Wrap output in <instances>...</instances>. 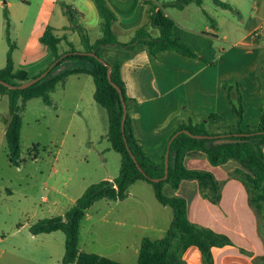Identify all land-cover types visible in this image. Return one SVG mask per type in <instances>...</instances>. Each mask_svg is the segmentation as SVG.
Here are the masks:
<instances>
[{"label": "crops", "instance_id": "crops-1", "mask_svg": "<svg viewBox=\"0 0 264 264\" xmlns=\"http://www.w3.org/2000/svg\"><path fill=\"white\" fill-rule=\"evenodd\" d=\"M22 1L29 3L30 0ZM34 1L37 2L34 14H26L18 21L14 38L10 37L9 18V38L15 45L11 54L14 71L35 74L53 62V54L40 42L48 26L62 39L58 45L60 54L68 51L70 45L78 52L84 49L72 20L85 31L90 44L103 37L102 19L92 0ZM105 1L115 16L111 30L119 42L131 41L142 27H147L150 36L158 37L159 30L150 26L149 16L161 11L174 22V37L184 42L197 56L188 58L172 51L151 56L143 44L132 51L117 47L99 50L102 60L110 65H119L128 97L126 105L132 133L154 163L162 161L170 137L188 122L193 125L203 123L213 136L234 135L238 128L234 107H238L239 101L243 118L239 128L243 131L257 128L264 110V0H217L227 4L229 9L216 5L215 0H201L200 4L195 0L186 4H181L182 0ZM29 8L33 7L29 5ZM7 50L6 36L2 38L0 35V69L6 64ZM83 65L84 62L70 63L64 65L63 70ZM249 80L254 82L256 89L254 104ZM191 90L197 99L190 96ZM94 91L95 85L90 75H69L50 93L51 106H46L40 98H33L24 103V110L28 102L40 99L46 111L54 114L56 123L68 119L65 133L73 124L86 131L98 125L104 129L101 133H106L105 140L108 142V119L106 117V124L105 119H101L102 113L94 100ZM251 106L254 107L253 111L250 110ZM225 116L228 117L227 123L223 122ZM8 120L9 99L6 94H0V147L6 143ZM89 141L91 148L95 147V143ZM63 147L64 140L60 143L56 158L62 155ZM104 164L106 161L102 166ZM183 165L188 170L211 173L220 184L219 201L210 202L206 196L209 189L196 180H182L176 190L165 185L163 193L166 190V196L175 195L185 199L187 218L192 224L223 235L230 241V245L212 247L210 261L204 259L197 247L189 246L181 251L184 263L264 264V236L259 233V218L249 204L244 185L232 176L235 170H244L243 167L232 160L212 166L204 154L186 155ZM119 168L120 164L118 173ZM63 169L67 171L68 167ZM59 173L63 175L58 167H53L49 177ZM114 178L106 174L100 181H112ZM67 182H71L70 185ZM145 183L135 181L129 186L126 199L108 200L105 203L101 219L103 251L94 254L123 264H137L141 241L144 238L155 241L165 236L173 212L168 211L167 206H144V195L133 191V188L145 190V185H140ZM89 185L68 177L64 183L67 191L56 186L50 189L44 187L49 193L41 197L43 206L40 216H30L6 234L0 230V264H62L64 234L55 231L31 235L29 227L40 219L63 215Z\"/></svg>", "mask_w": 264, "mask_h": 264}, {"label": "trees", "instance_id": "trees-1", "mask_svg": "<svg viewBox=\"0 0 264 264\" xmlns=\"http://www.w3.org/2000/svg\"><path fill=\"white\" fill-rule=\"evenodd\" d=\"M102 19L103 37L95 44H90L85 31L76 24L74 30L78 33L83 51H76L71 45L64 53H59L58 45L61 38L53 33V28L46 27L40 37V42L49 48L54 56L52 63L40 69L35 74L24 71H14L12 50L15 45L9 38V17L7 8L4 9L6 22V41L8 50L6 64L0 69V81L11 86H18L28 82L48 69V74L40 81L23 90H10L0 84V94H6L9 99L10 120L6 121L5 142L8 150V161L18 167L20 164L21 128L24 103L33 98H40L46 106H51L50 93L55 86L73 74H88L92 77L95 91L94 100L98 107L106 112L108 130L106 138L111 149L120 155V168L116 178L112 181L103 180L89 185L83 194L75 201L74 205L61 216L44 218L31 224V235L48 234L61 231L65 236L64 255L62 264H123L114 260L99 256L94 253H86L79 248L80 225L86 211L96 202L106 199L111 201H123L128 196V188L135 181L142 180L151 185L157 202L162 206L171 208L173 218L168 226L165 236L159 240L144 238L139 247L137 264H185L181 258V251L189 246L197 247L204 259L210 261V249L230 245V241L223 235L216 234L209 229L192 224L186 213L185 199L163 193V186L168 185L176 190L182 180H196L209 189L206 194L210 202L217 203L220 199V184L214 176L205 171L188 170L183 165V159L189 154H204L212 166L222 165L230 160L235 161L244 170L237 169L232 176L242 182L248 194L249 204L254 208L259 218V233L264 236V110L256 129L243 131L239 128L242 122V107H234L237 116V135H232L233 142L216 144L214 139H195L186 134H179L171 143L169 149V168L167 179L158 183L150 179H159L164 176V157L159 164L154 163L142 148L138 145L131 130V119L126 116L124 136L129 151L136 159L141 173L124 143L121 132V119L123 109L120 95L107 79L108 68H111V80L121 90L124 101L128 97L125 92V84L120 75L118 64L110 65L100 58L99 50L103 47H117L132 51L137 45L143 44L151 56H156L163 51H172L188 58H196V54L182 41L176 39L173 34L174 22L163 15L161 11L153 12L149 16L150 26L159 30V36L154 38L148 33L147 27L138 29L127 43L119 42L111 30L115 20L114 14L108 9L105 0H92ZM191 0H182L186 4ZM197 4L201 0H195ZM216 5L229 9L227 4L215 0ZM71 14V12H67ZM94 53L96 57L89 54ZM84 62L85 65L69 67L54 75L64 65ZM188 130L193 135L213 136L203 123L193 125L191 122L181 125L178 130ZM176 246V247H175ZM177 248L176 250L172 251Z\"/></svg>", "mask_w": 264, "mask_h": 264}, {"label": "rangeland", "instance_id": "rangeland-1", "mask_svg": "<svg viewBox=\"0 0 264 264\" xmlns=\"http://www.w3.org/2000/svg\"><path fill=\"white\" fill-rule=\"evenodd\" d=\"M29 5L33 8H29ZM36 5L37 2L34 0H30L29 3H23L22 0H0V35L2 38H4L6 28L5 8L8 9L11 22L10 37L14 38L18 21L26 14L33 15V9ZM190 85H186L185 89ZM249 85L253 99L252 104H254L256 90L254 82L249 80ZM194 94L195 92L191 90L190 96L197 99ZM98 109L102 113L101 119H105L106 124V112L100 107ZM250 110L253 111L254 107L251 106ZM54 117L52 112L46 111L40 99H34L26 104L22 114L21 162L18 167L11 165L8 161L6 143L0 147V230H3L5 234L30 216L31 218L40 216L41 206H43L41 197L49 193L44 190V187L50 189L51 186H56L62 191H67L64 183L68 177L73 181L81 180L91 185L100 182L106 174L115 178L118 174L120 156L111 150L109 143L105 140L106 133H101L104 132L101 126L97 125V128L86 131L73 124L72 128L65 133L68 119L64 118L59 124L56 123ZM227 121L228 117L225 116L223 122L227 123ZM62 140H64L63 153L56 158V152L59 150ZM89 140L95 143V147L91 148ZM103 159L106 164L102 166V163L105 162ZM65 162L67 164H63ZM70 165L76 167H70ZM53 167H58L63 175L59 173L52 178L49 177ZM65 167H68L67 171L63 169ZM62 176H64L63 179ZM70 183L67 182L69 185ZM140 185H145V190L133 188V191L141 192L144 195V206L151 208V204H153L155 207H161L154 197L151 185L148 183ZM107 202L106 199L96 202L87 210V215L81 222L79 247L83 252L102 253L103 251L104 240L101 219ZM167 210L171 211L170 208ZM31 211L34 213L33 217ZM23 213H28V215L25 216ZM93 234H95V241H93ZM175 250L177 251V248H173L172 251ZM177 252L179 253L180 250Z\"/></svg>", "mask_w": 264, "mask_h": 264}, {"label": "water", "instance_id": "water-1", "mask_svg": "<svg viewBox=\"0 0 264 264\" xmlns=\"http://www.w3.org/2000/svg\"><path fill=\"white\" fill-rule=\"evenodd\" d=\"M67 11L69 10L68 8L66 9ZM73 14V13H72ZM90 56L92 57H96L94 53H90L89 54ZM64 69V67H62L60 70H56L54 72V75L58 74L60 71H62ZM50 69H48L47 71H45L44 73H42L41 75H39L38 77L28 81V82H24L18 86H11L3 81H0V84L5 86L6 88L10 89V90H23L29 86H31L32 84L40 81L41 79H43L49 72ZM107 79L109 81V83L117 90V92L119 93L120 95V101H121V105H122V109H123V115H122V119H121V132H122V136H123V139H124V143L128 149V146H127V143H126V139H125V136H124V125H125V120H126V116H127V105H126V102L124 101V98L122 96V92L120 90V88L112 82L111 80V68H108V71H107ZM179 134H186L192 138H195V139H214L216 140L215 143L216 144H224V143H230V142H233L231 138L232 135H218V136H202V135H193L191 134L188 130H178L176 131L169 139L168 141V144H167V147H166V151H165V154H164V176L162 178H159V179H150L151 182H154V183H158V182H161V181H164L167 179V176H168V168H169V149H170V145L172 143V141L179 135ZM237 135V134H234V136ZM128 152H129V155L130 157L133 159V161L135 162L138 170L142 172L141 168L138 166L137 162H136V159L135 157L133 156V154L129 151L128 149Z\"/></svg>", "mask_w": 264, "mask_h": 264}]
</instances>
